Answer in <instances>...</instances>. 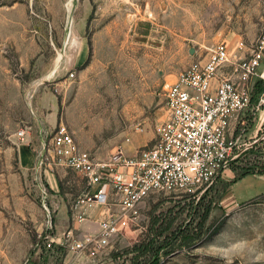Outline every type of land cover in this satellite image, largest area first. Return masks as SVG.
<instances>
[{"label": "rangeland", "instance_id": "obj_1", "mask_svg": "<svg viewBox=\"0 0 264 264\" xmlns=\"http://www.w3.org/2000/svg\"><path fill=\"white\" fill-rule=\"evenodd\" d=\"M263 28L264 0H0V264L64 263L67 250L46 242L76 228L72 205L89 188L71 169L41 163L60 124L99 159L150 133L139 154L166 117L164 84L218 42L249 44ZM262 111L249 114L247 133ZM245 170H264V148L247 152L203 193L151 195L131 228L90 264L122 262L116 255L145 236L154 214L188 211L207 191L206 201L221 197L202 238L158 264H264V179L246 175L232 183L236 201L225 196L227 179Z\"/></svg>", "mask_w": 264, "mask_h": 264}, {"label": "built area", "instance_id": "obj_2", "mask_svg": "<svg viewBox=\"0 0 264 264\" xmlns=\"http://www.w3.org/2000/svg\"><path fill=\"white\" fill-rule=\"evenodd\" d=\"M263 62L264 28L249 44L242 40L234 48L227 41L215 44L206 58L179 72L174 83L164 84L166 117L157 127L154 145L136 156H128L121 144L99 159L82 150L69 128L60 124L41 163L63 165L86 179L89 190L72 205V219L76 224L92 221L98 229H69L62 237L49 239L48 250L56 245L65 248L63 264H90L131 228L151 195H195L214 186L264 141V125L254 141L246 140L245 124L238 132L234 127L242 115L264 111V91L256 102L253 96V80L264 82ZM27 134L26 129L19 131V140Z\"/></svg>", "mask_w": 264, "mask_h": 264}, {"label": "trees", "instance_id": "obj_3", "mask_svg": "<svg viewBox=\"0 0 264 264\" xmlns=\"http://www.w3.org/2000/svg\"><path fill=\"white\" fill-rule=\"evenodd\" d=\"M263 91L264 82L257 80L254 84V100ZM260 172L264 173V170H260ZM248 174H254V172L245 170L237 178H242ZM59 187H62L61 182H59ZM208 193L210 191H207L202 197L203 201L201 204L199 203L200 205L190 206L189 210L183 213L175 215L169 210L154 214L150 220V224L147 226L145 236L138 243L126 248L119 255L114 254L116 257H123L122 262L117 264H158L161 257L168 256L184 248L189 249L193 246L195 241H199L203 236L209 214L213 208V200L216 198L220 199L221 197L220 191H218L214 199L206 201ZM191 196L184 195L183 198L188 199ZM58 248L61 249L62 247Z\"/></svg>", "mask_w": 264, "mask_h": 264}, {"label": "crops", "instance_id": "obj_4", "mask_svg": "<svg viewBox=\"0 0 264 264\" xmlns=\"http://www.w3.org/2000/svg\"><path fill=\"white\" fill-rule=\"evenodd\" d=\"M260 119L256 122H254L253 124V128L250 130L249 133L248 132V128L246 125L247 117L242 115L239 120L235 123L234 127H235V131L238 132V130H240L244 124L246 127V134H245V138L247 137L248 141H254L258 139V134H259V130L262 128V126L264 125V111H262V114L259 115ZM153 139V136L150 133H146L145 135H135L132 136L130 138V141L127 143H123L124 148H125V152L127 153L128 156H136L137 154V149L140 148L141 146L147 144L148 142H150ZM263 149L264 148V141H260L258 143H256L249 151V153L254 152L257 149ZM111 155V154H110ZM109 155V156H110ZM108 156V157H109ZM259 173H254L251 174L252 176H258V177H262L264 179V173H261L260 171H258ZM249 175V174H248ZM244 177V176H243ZM241 178H236L235 175H231V177L229 179H227V182H229V186L227 189V192L225 194V196H233V199H235L234 195H233V190H232V183L237 184L238 180H240ZM236 201V199H235ZM233 202V200H232ZM95 215V212H91L90 213V217L92 218ZM76 228H81L84 230L87 229H98V227L92 222V221H87L83 224H78L76 225ZM59 237V236H57ZM31 262H29L28 264H30Z\"/></svg>", "mask_w": 264, "mask_h": 264}]
</instances>
